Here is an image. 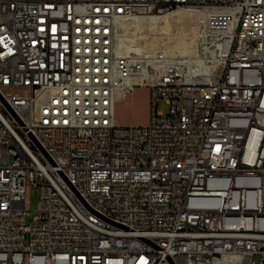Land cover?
I'll list each match as a JSON object with an SVG mask.
<instances>
[{
    "label": "built area",
    "instance_id": "2783aa9c",
    "mask_svg": "<svg viewBox=\"0 0 264 264\" xmlns=\"http://www.w3.org/2000/svg\"><path fill=\"white\" fill-rule=\"evenodd\" d=\"M177 9L191 51L121 45ZM0 264H264V0H0Z\"/></svg>",
    "mask_w": 264,
    "mask_h": 264
},
{
    "label": "rangeland",
    "instance_id": "374dc122",
    "mask_svg": "<svg viewBox=\"0 0 264 264\" xmlns=\"http://www.w3.org/2000/svg\"><path fill=\"white\" fill-rule=\"evenodd\" d=\"M179 11L181 13H185L183 18L177 20L176 22L175 21L172 22L170 26V30H168V34L167 35L162 34V36L165 37L163 41L154 40L153 44L149 45V47L164 46L167 49H169V46L166 43L168 42V38H169V42L170 41L173 42L175 41V39H178L180 37L187 39L192 38L195 41V35L202 27L201 25L202 20L199 19L198 14H191L188 11H182V10ZM130 23L131 21L129 22V29L125 33H123V35L129 34V36L132 37H137V36L139 37L141 35H146L148 36V39L150 41L152 40V37L161 35L157 30L154 29L146 30L144 31L145 33L139 32L136 22L133 21L132 24ZM143 43L145 44V42ZM157 110L163 111L164 113H168L169 106L164 100H161L157 105ZM150 111H151V106H150L148 87L136 86L134 90L131 93H128L124 99L117 102L116 110H115V120L117 124L123 127L146 126L150 121V113H151ZM39 196H40L39 189L37 187H33V186L28 187L26 207L29 210V214L27 216V222L32 221L34 217L37 215V209L39 207V201H40Z\"/></svg>",
    "mask_w": 264,
    "mask_h": 264
},
{
    "label": "bare ground",
    "instance_id": "6f19581e",
    "mask_svg": "<svg viewBox=\"0 0 264 264\" xmlns=\"http://www.w3.org/2000/svg\"><path fill=\"white\" fill-rule=\"evenodd\" d=\"M179 10L188 11L186 9H177V10H174V11H172L168 14H165L163 16H156V15H138V16H135V18L133 20H130L131 21L130 24H132L133 21L136 22L138 29H139L138 30L139 32H144V31L149 30V29H152V30L154 29V30H157L159 32V34H161V35L160 36L158 35L156 37H152L151 41L148 39V36H146V35H141L139 37L138 36L132 37V36H129V34L123 35V33H125L129 29V22H130L129 21L127 25L122 26L123 31L121 30L122 34L120 36L121 45H125L126 47L131 48V49H136V48H140L143 45L149 46V45L153 44L154 40L163 41V39L165 37L162 36V34H166V35L168 34V30H170V26H171L172 22H174V21L176 22L177 20L183 18L185 13H181ZM188 12L191 13L190 11H188ZM191 14H193V13H191ZM199 19L201 20L200 16H199ZM166 38H168V37H166ZM143 42H145V44ZM166 43L168 44L170 51L179 52V53H185V52L191 51L194 48V40L192 38L187 39V38L180 37L178 39H175V41H173V42H171V41L169 42V38H168V42H166Z\"/></svg>",
    "mask_w": 264,
    "mask_h": 264
},
{
    "label": "water",
    "instance_id": "95a60500",
    "mask_svg": "<svg viewBox=\"0 0 264 264\" xmlns=\"http://www.w3.org/2000/svg\"><path fill=\"white\" fill-rule=\"evenodd\" d=\"M121 30L123 31L122 27H121Z\"/></svg>",
    "mask_w": 264,
    "mask_h": 264
}]
</instances>
